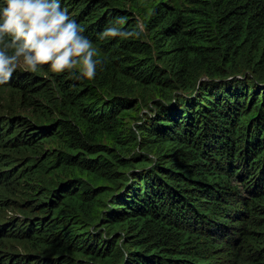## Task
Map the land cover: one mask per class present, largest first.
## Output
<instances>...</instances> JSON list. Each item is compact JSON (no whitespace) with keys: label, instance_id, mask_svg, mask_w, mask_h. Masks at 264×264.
<instances>
[{"label":"trees","instance_id":"1","mask_svg":"<svg viewBox=\"0 0 264 264\" xmlns=\"http://www.w3.org/2000/svg\"><path fill=\"white\" fill-rule=\"evenodd\" d=\"M200 2L156 3L144 33L125 0H61L104 63L2 85L21 114L0 165L30 153L14 179L45 180L0 224V264H264V0ZM117 17L139 37L100 39Z\"/></svg>","mask_w":264,"mask_h":264},{"label":"clouds","instance_id":"2","mask_svg":"<svg viewBox=\"0 0 264 264\" xmlns=\"http://www.w3.org/2000/svg\"><path fill=\"white\" fill-rule=\"evenodd\" d=\"M3 5L0 39L5 41V50H0V85L10 82L21 59L32 72L38 66H48L52 73H64L79 66V72H68L71 78L95 77L97 67L104 61L84 35L83 26L77 24L67 8L61 7V0H3ZM126 22L127 17H117L99 38L139 37L140 33L135 30H122ZM6 50H11V54Z\"/></svg>","mask_w":264,"mask_h":264},{"label":"rangeland","instance_id":"3","mask_svg":"<svg viewBox=\"0 0 264 264\" xmlns=\"http://www.w3.org/2000/svg\"><path fill=\"white\" fill-rule=\"evenodd\" d=\"M1 1L3 3V0ZM160 1H166L171 3L172 5L181 4L184 9L185 8L192 9V8H196V6L201 5L200 1L202 0H141L139 4H137L134 8L132 7L134 3L133 0H125L126 3L125 9L131 11L132 19L139 20L138 22L139 27L145 33L144 25L141 19H143L146 13L151 11L152 7ZM69 14L71 15L70 11ZM146 36L144 40L151 44L150 39ZM96 52L98 53V51ZM152 53L154 55L155 63H157L156 50L154 48H152ZM16 70L31 72V70L28 69L23 64L22 59L20 60V62H18ZM79 70L80 69L78 66V68L75 69L74 71L79 72ZM43 77L46 78L47 76L44 75ZM202 77L203 79H206L204 78V76ZM14 95L15 94H12V92L9 89L4 88L2 87V85H0V121H4L6 117L11 116L13 114H21L19 113L20 110H18V107L16 105ZM140 109H143V107H141ZM144 111L146 110H143L142 112ZM142 112L141 113L139 111L136 112L134 114V117L142 116ZM126 121L130 122L131 126L135 129L134 123L137 122L136 119L133 120L130 117H127ZM22 154H16L14 152H11V154L9 153V156L5 155L3 156V158H1L2 165H0V171L2 170H6V171L10 170V171L7 175L0 177V224L7 223L12 219L13 220L19 219L20 216L25 212L24 211L22 213L21 211L22 208H25L24 199L25 198L27 199L31 196L29 195L28 191L29 188L32 187V183L34 181H38L41 179L45 180V177L42 172L39 173L38 176H33L29 180L30 184L28 183L26 186L25 184L20 183L22 181L20 180L21 176L14 179V175L20 172L22 169L24 170V168L31 162H34L35 163L34 165L36 166L35 158H31L32 156L30 155V153L25 152ZM24 157H26L27 160L23 159ZM29 171H32V169ZM41 182L43 183V181ZM7 245L8 248L13 253H24V251L29 250L28 248L24 249L22 246H20L18 241L9 242Z\"/></svg>","mask_w":264,"mask_h":264}]
</instances>
